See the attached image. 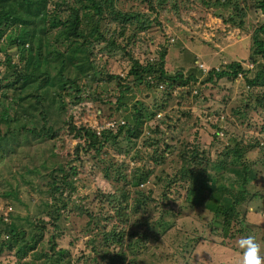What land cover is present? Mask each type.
I'll return each instance as SVG.
<instances>
[{
	"label": "rangeland",
	"instance_id": "obj_1",
	"mask_svg": "<svg viewBox=\"0 0 264 264\" xmlns=\"http://www.w3.org/2000/svg\"><path fill=\"white\" fill-rule=\"evenodd\" d=\"M61 1L49 0L47 7L52 10ZM65 1L63 15L66 16L68 7L71 8L68 4L73 0ZM237 1L246 10L239 16L231 8L233 0H113V7L106 9L99 21L103 38L98 42L91 36L79 39V43L85 40L83 47L87 51L68 54L70 57L76 54L73 57L76 69L70 67L64 74L75 83L64 89L49 90L41 104L49 124L57 129L54 141H50L52 159L46 156L45 162L46 157L35 153V147L30 148L28 159L21 157L22 152L15 145L13 156L3 155L0 150V228L8 222L9 212L24 217L34 211V204L42 200L34 193L45 188L35 172L48 176L50 169L46 166L55 167L56 162L68 161V168L75 171L69 172L75 190L66 200H73L79 206L71 205L59 211L62 214L57 223L61 235H56L54 227L46 224L43 240L35 249L20 258L16 248H4L0 251V264H35L50 244H54L53 250L68 249L72 264L108 262L106 246L100 248V254H91L89 240L95 235L86 232L87 222L91 215H100L103 209L113 211L120 203L124 206L120 190L126 182L131 187L130 205L142 196H149L144 207L130 214L128 225L113 221L118 229H127L126 245L113 247L115 252H126L127 259L131 253H141L150 247L152 237L147 232L148 226H154L157 220L169 225V231L163 230L162 237L173 248L142 253L145 264H238L241 253L236 241L245 234L255 236L264 256V86L251 87L246 81L255 75L256 64H264L261 56H257L256 63L249 57L256 48L253 35L259 32L264 15L258 7L261 0ZM229 2L228 8H223ZM78 6L77 1L72 4ZM116 12L130 15V21L114 18ZM92 20L82 23L84 34L95 21ZM38 25L42 28L43 23ZM55 36L56 32H51L44 41L50 49L65 50V45L54 40ZM21 49L10 45L5 37L0 38V114L6 110L12 117L16 111L26 112L25 106L35 102L31 96L22 105L18 104L19 96L32 88L27 87L22 93L17 91L10 98L8 93L14 90L5 87L16 79L18 72L28 73L29 69L24 67L28 52ZM163 49L168 73L181 71L188 75L194 72L192 68H198L203 70V75L187 85L135 83L128 75L133 62L137 60L143 66L154 63ZM232 62H239L246 74L202 81L211 68L222 70ZM111 75L120 76L124 84L118 86V78ZM37 84L38 81L34 87ZM41 106L34 110L37 118ZM137 107L142 110L138 136L126 137L123 133L115 144L108 142L100 151L86 147L84 140L75 138L69 129L74 125L100 132L112 122H123L125 128L130 127L135 123L133 114ZM3 132L4 126L0 125V134ZM236 146L242 154L233 163ZM15 157L23 168L27 166L32 172L25 174L20 166L22 172L18 171L11 162ZM221 161L234 169L242 166L252 169L246 183L247 200L238 206L239 218L233 219L226 230L220 225L224 224V218L218 219L204 206L210 195L208 177L222 181L224 174H234L232 170L217 167ZM104 170L111 172L110 177ZM202 170L208 175L204 180ZM139 173L146 174V180L139 186L131 184ZM166 195L169 199L160 202ZM23 202H28L27 209ZM10 220L15 221V217ZM111 226L112 223L110 229ZM27 231H30L28 226ZM99 236L95 238L101 242Z\"/></svg>",
	"mask_w": 264,
	"mask_h": 264
},
{
	"label": "trees",
	"instance_id": "obj_2",
	"mask_svg": "<svg viewBox=\"0 0 264 264\" xmlns=\"http://www.w3.org/2000/svg\"><path fill=\"white\" fill-rule=\"evenodd\" d=\"M75 1L80 3V6L72 7ZM48 2L49 0H0V38L5 37L10 45L16 47L21 46V51L28 52L26 58L21 56V59H25L24 67L29 69L28 73H20L14 66H11L18 74L16 79L12 82H7L5 87L14 90L12 93H8L10 94V98L17 91H24L27 87L32 88L28 89L30 90L29 93L27 92L24 96H19L18 104L20 105H22V101L25 98L28 99L31 96L35 98L34 103L29 102L25 106L24 110H26V112L24 111L22 114L16 111L12 117L6 110L2 111L0 114V125L4 126V132L0 134V150L3 155L5 154L8 157L10 154L13 156L14 149H12V146L15 145L19 148V151L22 152V158L28 159L30 157V148L35 147V153H40V155L45 157L47 156L49 160L52 159L54 155L52 151L53 143L50 141H54L57 129L49 124L46 109L42 107L41 104L47 99L50 93L49 90L55 87L64 89L67 85L75 83L74 79H70L64 74L70 67L76 69V62H74L73 58L76 54H73L71 57L68 56V54L70 55L71 53L79 51L85 53L87 50H85L83 46L87 36H91L96 42L103 38V29L99 26V21H102L105 10H109V8L113 7V0H73L72 4L69 2L68 6H71V8L68 7V13L65 16L63 15V7L67 6L65 0L55 3L52 10L47 7ZM206 4H208V2H206ZM229 4L230 2L227 5H223V8H228ZM258 7H260L259 10L263 13L262 15H264V0L259 2ZM231 8L236 10V15L238 14V16L241 15V11H246L238 6L237 0H233V6H231ZM89 9H93L92 12L89 11ZM114 14V18H118L125 23L131 19L130 15L121 14L120 12ZM229 19L234 22L232 18ZM89 20H92V22L95 20L96 22L94 21L95 23H91L88 33L84 34L80 27L84 21L88 22ZM39 22L43 23L42 28L38 25ZM54 31L56 32L54 40L60 42V45H65V50H59L58 48L54 50L50 49L49 43L44 41L49 33ZM258 31V33L253 35L256 48L252 54L249 55L251 61L254 63H256L257 56H261L264 59V22ZM79 39L85 40L79 43ZM26 44H28L27 48H25ZM54 44L57 45L55 41ZM165 52L166 50L163 49L157 61L151 64L147 63L145 66L135 60L128 71V75H131L137 84L152 82L155 86H159L161 83L168 84L169 86H171V84L187 85L191 81H196L200 75H203V70L198 68H192L194 72L188 75H185L181 71L173 74L168 73L165 69ZM79 61H81V59ZM256 67L255 75L252 78H247L246 76V81L251 87L264 86V64H256ZM51 70L53 72H51ZM240 73L245 75L246 69L243 68L239 62H232L227 64L226 68L222 70L211 68L207 72V77L202 81H211L214 77L221 78L223 76L233 79ZM109 77L118 78V86L124 84V82H120V76L118 75H111ZM36 81H38V84L34 87ZM128 88V86H125V89ZM118 99H120V97ZM51 101H53V98ZM62 105L63 104L60 106ZM38 106L41 107L38 111L39 117L37 118L34 116V110ZM141 112L142 110L140 107L135 109L133 114L135 123L133 126L129 127L128 125L126 128L124 124L118 123L116 127L103 128L99 133L96 130L84 126L76 127L70 125L69 129L72 130L75 138L84 140V145H86V147L100 151L108 142L115 144L123 133L127 135L126 137L138 136V132H140L139 126L142 124L140 120ZM233 153L236 154V161L234 160V163L237 162V159L239 160L242 153L239 147H237ZM47 157L45 158V162H47ZM11 162L17 165L15 168L20 172H22L21 168L24 169L25 174L32 172L27 166L23 168L24 166L19 164V160L16 157L11 158ZM56 163L55 167L51 166V168H49L46 166L47 169H50V172L47 174L48 176L35 172V174L41 178H38L40 179V184H44L45 188L43 187V190L34 193V196L38 195V200L42 198L39 203L36 202L34 204V211L24 215V217H20L17 213L12 216V213L15 212H9L11 216H9L8 222H5L3 227L0 228V251L4 248H16V253L22 258L27 254L28 250L35 249L38 242L43 240L46 224H51L54 227L55 234L61 235L62 229L59 225L60 223H57L62 214H60L59 211L66 210V208L71 205H79L74 204L75 202H73V200H66V196L75 190L72 183V175L69 174V172L75 173V171L68 168V161L64 162V164L59 162ZM216 166L227 168L226 170H232L234 174L226 173L223 175L222 181H217L214 176L208 177L205 171L202 170V178L204 176L209 178L207 179L209 180V186L207 187L210 190V195L208 197L206 196L207 199L205 198L206 203L204 206L218 219L222 220L224 218V224L220 223V225L223 230H226L233 219L239 218V210L241 209L239 207L247 200L249 193L246 191V183L250 179V175H252V169L248 166L234 169L226 166L225 161H221V163ZM104 173L107 177L111 175V172H105V170ZM122 177L126 178L124 174H122ZM146 177L147 175L144 173L136 174L131 184L139 186L146 180ZM130 188V182H126L120 190L121 198L125 203L124 206H121L120 203L118 205L120 207L113 211H106L103 209L100 215L93 216L95 215L93 214L89 217L90 220L87 222L86 232L95 235L89 240L92 249L91 254L93 256L100 254V248L102 249V246H106L108 248L107 255L110 258L108 262L98 261L92 264H145L142 260L144 259L142 253L150 252L151 254L155 253V250L159 253L167 248H173V246L168 244L162 237L165 231H169V225L166 221L160 222L157 220L154 226H148L147 232L152 237L150 239L152 244L149 248L147 247L145 251H141V253L136 252L135 254L131 253L129 259H127L126 252L119 253L118 250V252L114 251L119 244H122V246L126 245L127 229L126 231L124 228L118 229L119 226L113 223V221H118L124 224L123 226H125L126 223L128 225L130 214L135 211L137 212L139 207H144V204L149 201V196L145 195L130 205ZM151 199L152 198H150V200ZM168 199L169 196L166 195L163 198L161 197L160 202L165 203ZM154 203L157 204V199L154 200ZM22 204L25 209L29 206L28 202H23ZM90 209L94 210L93 206H91ZM79 210L81 211L80 208ZM79 214L82 215L83 212ZM14 217L15 221H11L10 219ZM45 218H47V220ZM17 221L19 222L17 223ZM20 221L24 222L21 223ZM110 223H112L111 229L109 228ZM27 226L30 228V231H27ZM162 226L164 227L163 229H161ZM99 234H101L102 237L101 242L95 238L100 237ZM159 234L161 235L158 237ZM144 236L146 235L144 234ZM53 247L55 248L54 244H50L48 250L44 251L43 249L44 252H42L40 256V261L35 260L34 262H40H36L37 264L73 263L68 249L60 248L53 250ZM86 259H89V256ZM27 264L34 263L31 262ZM76 264H78V262Z\"/></svg>",
	"mask_w": 264,
	"mask_h": 264
},
{
	"label": "clouds",
	"instance_id": "obj_3",
	"mask_svg": "<svg viewBox=\"0 0 264 264\" xmlns=\"http://www.w3.org/2000/svg\"><path fill=\"white\" fill-rule=\"evenodd\" d=\"M117 124L116 122L114 127H116ZM119 124L124 123L119 122ZM236 246L241 253L238 264H264V256L260 254V245L254 235L245 234L240 236L236 241Z\"/></svg>",
	"mask_w": 264,
	"mask_h": 264
},
{
	"label": "built area",
	"instance_id": "obj_4",
	"mask_svg": "<svg viewBox=\"0 0 264 264\" xmlns=\"http://www.w3.org/2000/svg\"><path fill=\"white\" fill-rule=\"evenodd\" d=\"M114 126H115V123L114 122H112V123L109 124V127H114Z\"/></svg>",
	"mask_w": 264,
	"mask_h": 264
}]
</instances>
